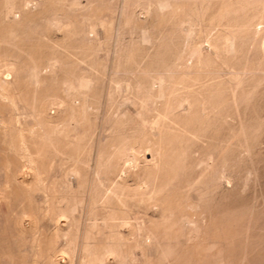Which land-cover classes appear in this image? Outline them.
Segmentation results:
<instances>
[{"label": "rangeland", "instance_id": "1", "mask_svg": "<svg viewBox=\"0 0 264 264\" xmlns=\"http://www.w3.org/2000/svg\"><path fill=\"white\" fill-rule=\"evenodd\" d=\"M263 3L0 0V264H264Z\"/></svg>", "mask_w": 264, "mask_h": 264}, {"label": "bare ground", "instance_id": "2", "mask_svg": "<svg viewBox=\"0 0 264 264\" xmlns=\"http://www.w3.org/2000/svg\"><path fill=\"white\" fill-rule=\"evenodd\" d=\"M259 1H260V0H259ZM263 1H264V0H263ZM263 4H264V3H263ZM259 5H260V4H259ZM256 6H257V5H256ZM256 6H254V7H256ZM260 6H262V5H260ZM258 8H259V9H264L263 6H262V8H260V7L258 6ZM255 9H257V8H255ZM252 10H253V9H252ZM257 10H258V9H257ZM253 11H255V10H253ZM253 11L251 12L252 14L254 13ZM260 11H262V10H260ZM260 11H259V12H260ZM263 12H264V11H263ZM255 13H256V12H255ZM256 14H257V13H256ZM260 14H261V16H262V13H260ZM257 15H258V14H257ZM263 15H264V14H263ZM261 16H260V17H261ZM263 18H264V17H263ZM263 18H262V20H263ZM250 19H252V17H251ZM256 19H257V18H256ZM252 20H253V19H252ZM262 20H260V21L262 22ZM256 22H257V21H256ZM244 23H245V22H244ZM253 23H254V22H253ZM253 23H251V24H253ZM262 24H263V23H262ZM262 24H261V25H262ZM242 25H243V24H242ZM253 25H254V24H253ZM256 25H257V24H256ZM262 26H263V25H262ZM257 27H258V26H256V29H255L256 31H257ZM259 28H260V27H259ZM257 32H258V31H257ZM229 33H230V32H229ZM225 35H226V34H224L223 37H225ZM229 35H230V34H229ZM231 35H232V34H231ZM229 37H230V36H229ZM226 38H227V37H226ZM226 38H225V39H226ZM234 38H235V37H234ZM221 39H222V38H221ZM223 42H225V41H223ZM226 42H227V45L230 46V47H232L233 45H235V44H234V41H233L232 39H227ZM222 44H225V43H222ZM207 45H208V44H207ZM223 46H224V45H223ZM233 48H234V47H233ZM224 49H225V47H224ZM226 50H227V49H226ZM235 50H236V49H235ZM224 51H225V50H224ZM195 52H196V51H195ZM195 52L193 51V53H195ZM232 52H233V49H232ZM234 52H235V51H234ZM195 54H196V53H195ZM191 56H193L192 53H191ZM196 56H197V55H195V57H196ZM196 61H197V60L195 59V62H196ZM191 63H193V62H191ZM194 64H195V63H194ZM229 74H230V73H229ZM234 75H235V74H233V76H234ZM193 76H195V75H193ZM201 76H202V75H201ZM189 77H190V76H189ZM198 77H199V76H198ZM234 79H235V78H234ZM191 80H192V79H191ZM195 81H196V80H195ZM227 81H229V80H227ZM196 82H197V81H196ZM196 82H194L193 84H195ZM198 82H199V81H198ZM198 82H197V83H198ZM225 82H226V81H225ZM237 82H238V81H237ZM238 83H239V82H238ZM191 84H192V81H191V83H190L189 85H191ZM198 84H199V83H198ZM200 84H201V83H200ZM225 84H226V83H225ZM192 86H193V85H192ZM223 87L225 88V85H224ZM191 88H192V87H191ZM193 88H195V87H193ZM199 89H200V88H198L197 91H198ZM201 91H203V90H201ZM206 91H208V90H206ZM197 93H199V92H197ZM208 93H209V92H208ZM203 94H204V93H203ZM195 95H196V93H195ZM196 96H198V95H196ZM198 97H199V96H198ZM203 98H204V96H203ZM212 105H213V104H212ZM214 106H215V105H213V107H214ZM137 227H138V226H137ZM140 227H141V226H140ZM142 237H143V236H142ZM142 237H141V238H142ZM147 237H148V236H147ZM147 237H146V238H147ZM144 239H145V237H144Z\"/></svg>", "mask_w": 264, "mask_h": 264}]
</instances>
